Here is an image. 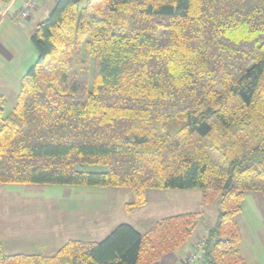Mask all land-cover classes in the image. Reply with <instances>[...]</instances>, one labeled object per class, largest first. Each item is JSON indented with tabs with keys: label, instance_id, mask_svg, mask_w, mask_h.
I'll list each match as a JSON object with an SVG mask.
<instances>
[{
	"label": "trees",
	"instance_id": "16d2710c",
	"mask_svg": "<svg viewBox=\"0 0 264 264\" xmlns=\"http://www.w3.org/2000/svg\"><path fill=\"white\" fill-rule=\"evenodd\" d=\"M30 41L6 115L0 100V186L130 188L128 210L147 190L199 188L221 213L196 262L245 264L236 216L246 192L264 197V0H57ZM198 216L119 223L51 254L0 243V264H158Z\"/></svg>",
	"mask_w": 264,
	"mask_h": 264
},
{
	"label": "rangeland",
	"instance_id": "374dc122",
	"mask_svg": "<svg viewBox=\"0 0 264 264\" xmlns=\"http://www.w3.org/2000/svg\"><path fill=\"white\" fill-rule=\"evenodd\" d=\"M56 2L57 0H46L40 14H34L26 27H22L25 19L16 22L19 9L17 3L4 15H2L4 5L0 4V100L4 103L5 115L12 110L16 102L22 77L37 59V51L30 41V26L33 28V24L37 25L47 18ZM44 14L45 17L39 19ZM84 168L105 169L100 165H85ZM24 185L29 184L0 186V232L5 234V237H12L11 233L29 228L43 238L47 237L52 246L58 244V236H52L48 232L56 228L62 231L63 225L67 226L66 231L71 227H77L79 224L74 225L68 221L77 216L84 215L86 226H90L99 214L107 212V222L102 231L107 230L109 233L117 224L123 222L140 232H145L165 216L181 212H198L199 216L189 238L196 240L204 235L206 228L218 220L221 213L219 197L211 205H204L201 202L199 188L147 190L145 204L128 210L126 206L134 199L130 188L53 184L29 185L30 187L26 188ZM28 198L31 201L26 203ZM241 207L236 216L241 236L240 254L245 264H264V197L259 192L248 191L244 195ZM49 213L52 215L49 216ZM50 217L54 218V222ZM49 236L51 237L48 238Z\"/></svg>",
	"mask_w": 264,
	"mask_h": 264
},
{
	"label": "crops",
	"instance_id": "0c3cea01",
	"mask_svg": "<svg viewBox=\"0 0 264 264\" xmlns=\"http://www.w3.org/2000/svg\"><path fill=\"white\" fill-rule=\"evenodd\" d=\"M45 2H46V0L40 1V4L36 8V10H34L31 13V15L27 19H25V21H23L22 27L27 26L28 21L33 18L34 14H36V15L40 14ZM16 3H17L18 8H19L20 0H10L7 4H3L0 1V4L4 5L2 15L7 14L9 12V10L13 7V5ZM17 12H18V10H17ZM45 15L46 14L42 15L39 19H43L45 17ZM36 26L37 25H35V24H33V26H32L33 28H31V26H30L31 34L34 31V29L36 28ZM24 186H26V188L30 187L29 185H24ZM34 186H36V185H34ZM29 201H31V199L28 198V199H26L25 202L27 203ZM72 207H73L72 209H74V206H72ZM181 213H184V212H181ZM63 214L67 215L65 213H63ZM102 214H99L97 216V218L94 219L93 223L90 226H86L85 221H84L85 218L83 215L82 217L77 216L76 218H73V220H71V218H70V220H68L69 222H72L74 225L79 224L77 227H74V228L71 227V229L66 231L67 226L63 225L62 231L60 228H59V230L56 228L55 230L49 231L48 233H50L52 236L53 235L58 236L57 241L58 240L59 241H58V244L56 246H52V244H51L52 242H49V240H47V237L43 238V236H40V234H38V233L32 232V230L29 228L22 229L19 232L11 233L12 237H5V234H2L0 232V243H1L4 251L7 253H19V252L20 253H41V252H43L45 254H48V253L51 254L54 251H56L58 249V247H60L64 242H66L69 239H79V240H84V241H98V240H101V237H105V235L108 233V232H106L107 230L102 231L103 227L106 225L108 213L104 212ZM48 215L51 216L52 213H49ZM53 215H55V214H53ZM66 217L67 216H65V218ZM55 218H56V216H55ZM65 218H64V220H65ZM51 220L54 222V218L53 219L51 218ZM74 222H76V223H74ZM120 223H123V222H120ZM67 224L69 225V223H67ZM207 229L208 228H206V230ZM206 230H205V232H206ZM55 232H57V233L55 234ZM263 234H264V231H263ZM50 237L51 236H49L48 238H50ZM10 238H12V239H10ZM13 238H15L14 241H13ZM199 239L200 238H197L196 240L191 239L186 244L181 246L179 249L164 255L160 259L158 264H180L183 261V259H185V257L193 251L194 246L196 245L197 241H199ZM15 242H20V244L15 243ZM198 264H203V263L201 261Z\"/></svg>",
	"mask_w": 264,
	"mask_h": 264
},
{
	"label": "built area",
	"instance_id": "2783aa9c",
	"mask_svg": "<svg viewBox=\"0 0 264 264\" xmlns=\"http://www.w3.org/2000/svg\"><path fill=\"white\" fill-rule=\"evenodd\" d=\"M40 0H20V7L18 9V19H27L31 13L36 10ZM201 254L199 251H193L187 255L181 264H194L196 261L201 260Z\"/></svg>",
	"mask_w": 264,
	"mask_h": 264
}]
</instances>
